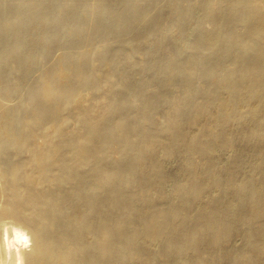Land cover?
Wrapping results in <instances>:
<instances>
[{"label":"bare ground","instance_id":"6f19581e","mask_svg":"<svg viewBox=\"0 0 264 264\" xmlns=\"http://www.w3.org/2000/svg\"><path fill=\"white\" fill-rule=\"evenodd\" d=\"M200 3L0 0V264H264V0Z\"/></svg>","mask_w":264,"mask_h":264},{"label":"rangeland","instance_id":"374dc122","mask_svg":"<svg viewBox=\"0 0 264 264\" xmlns=\"http://www.w3.org/2000/svg\"><path fill=\"white\" fill-rule=\"evenodd\" d=\"M87 1H90V0H87ZM195 2V0H181V2L183 3V4H189V3H191V2ZM159 2L160 3H163L164 4V2L166 3L167 2V0H159ZM196 2L198 3V7H199V9L198 10H201V3L200 2H202V0H196ZM209 23V24H208ZM206 25L208 26V27H212V25H213V23H211L210 21L209 22H206ZM60 51V48L59 47H56L55 49H54V52L55 53H57V52H59ZM33 76H34V73H35V76L34 77H36L38 74H39V69L38 68H35L34 70H33ZM122 75H121V73L119 72V73H117V74H115L114 75V77H115V79H118V78H120ZM151 87H154V84H152L151 85ZM162 112V114H160V113H158L157 114V118L158 119H160L161 118V115L163 116V110L161 111ZM72 126L73 125H71V126H69L68 128L69 129H71L72 128ZM194 129H196V128H194ZM252 130H247V133H246V138H245V140H246V144H245V142H242V144H241V142H239V143H237V145H238V148H239V150H241V151H246L247 153H250V152H252L253 150H254V148L255 147H253V146H255V144L257 143L256 141H257V137H255L254 136V134L251 132ZM251 132V133H250ZM253 134V135H252ZM259 137V136H258ZM255 140H254V139ZM262 138H264V137H260V138H258V139H262ZM251 140H253V141H251ZM253 142H254V144H253ZM253 144V145H252ZM240 145V146H239ZM249 145H252V146H249ZM246 149V150H245ZM253 149V150H252ZM247 150H249V151H247ZM251 150V151H250ZM225 153V154H224ZM1 154V153H0ZM221 154V155H220ZM218 155L221 157V158H225L226 156H227V153L225 152V151H221V152H219L218 153ZM1 157H3V155L1 154L0 155ZM193 156V158L195 159V160H197V161H199L200 160V155L199 154H195V155H192ZM195 156V157H194ZM225 156V157H224ZM0 157V159H2V160H0V162H3V160H4V157L3 158H1ZM183 160H185L184 159V157H182L181 155H177V156H175L174 158H172V159H170V160H168V162H167V165H168V170L170 171V173L174 176V177H177L179 174H180V170H181V168H180V164H181V162L183 161ZM169 188H170V186H169ZM170 190V189H169ZM171 191V190H170Z\"/></svg>","mask_w":264,"mask_h":264},{"label":"clouds","instance_id":"9594fccd","mask_svg":"<svg viewBox=\"0 0 264 264\" xmlns=\"http://www.w3.org/2000/svg\"><path fill=\"white\" fill-rule=\"evenodd\" d=\"M24 239H27V238L25 237ZM17 264H23V261L21 259H18Z\"/></svg>","mask_w":264,"mask_h":264}]
</instances>
